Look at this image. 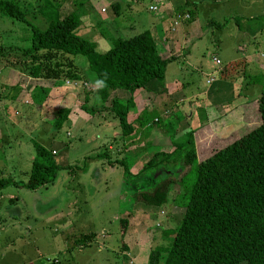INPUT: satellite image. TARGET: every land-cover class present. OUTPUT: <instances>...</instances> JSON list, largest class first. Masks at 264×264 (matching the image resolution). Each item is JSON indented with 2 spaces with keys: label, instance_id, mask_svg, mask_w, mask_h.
I'll return each instance as SVG.
<instances>
[{
  "label": "rangeland",
  "instance_id": "1",
  "mask_svg": "<svg viewBox=\"0 0 264 264\" xmlns=\"http://www.w3.org/2000/svg\"><path fill=\"white\" fill-rule=\"evenodd\" d=\"M77 1L60 2L59 11L65 15L80 2ZM169 1L167 4L162 0H120L117 15L114 16L108 6L105 12L93 13L77 28L84 38L95 39V50L102 52L105 45L99 39L100 31L108 34V30L113 35L114 29L117 30L115 33L124 36L133 35L154 24L157 19L152 13L159 12L163 15L162 28L168 34L169 42L157 46L170 53L184 50L186 54L190 49L187 62L175 58L167 63L162 84L153 79L145 89H138L133 94V107L127 119L131 121L135 117L133 120L138 121L142 111L150 112L144 117L149 119L147 127L154 132H143L138 138L135 135L137 141L133 146L140 147L142 140V145L149 141L151 146L138 155V160L143 157L141 162L164 147L182 142L190 130H196L201 154L206 153L212 147L213 138H223L237 130L242 114L236 106L242 100H254L259 96L260 84L248 80L245 64L248 56L252 61L263 59L264 19L258 30L251 33L248 27L246 29L245 18L264 15V0H188L189 4L185 0ZM41 3L42 0H30L29 5L27 1L18 2L19 7L29 13L27 19L43 29L44 22L38 13ZM150 3L156 6L155 12L146 9ZM84 6L72 12L80 20L84 19L83 10L87 9ZM178 8L189 13V18L173 31L170 30L171 18ZM31 13L35 14L34 20ZM234 17L241 19L240 28L232 21ZM210 19L216 22L228 19V22L216 29L209 25ZM126 26L130 29H123ZM157 33L154 35L158 42ZM28 34L25 24L0 16V175L8 174L13 159L22 165L29 163L28 156L32 157L34 152L30 139L46 147L52 140L67 145L65 165L69 167L59 169L51 183L33 190L14 186L0 189V224L4 225L0 230V264H5L4 261L17 263L16 259L22 258L19 252H24L26 258L34 254L35 264L53 259L57 260L56 264H147L150 251L167 244L165 231L178 224L185 199L174 188L163 207L143 206L141 214L129 212L127 231L120 235L122 214H117L118 196L125 186L118 163L123 155L114 145L120 136L117 119L104 110L94 115L97 124L93 120L82 131L78 126L54 130L52 110L66 107L71 97H67L68 94L92 92L94 85L56 81L44 106L29 105L25 81H19L23 70L19 66L23 60L19 47L25 45ZM262 51V56L256 54ZM212 57L219 64H215ZM257 62L255 64H260ZM227 65L229 68L224 69ZM208 75L214 80L210 85L205 83ZM238 80H241L240 84L235 83ZM223 83H227V87ZM232 84L236 85L232 87ZM209 86L214 92L205 96L203 90ZM263 86L261 84L260 88ZM217 88L221 91L219 94H216ZM22 89L26 91L24 94ZM113 95L125 97L121 90L111 92ZM18 97L19 102H15ZM92 100L91 96V102L86 106L88 110L103 106ZM153 119H160L161 123L157 125ZM4 131L7 136L3 138L1 133ZM59 155L60 152L53 157L60 161ZM129 166L130 173L135 174L136 167ZM166 172L162 169L156 176ZM16 176L18 180L22 178L19 174ZM152 182L154 177L147 180L148 184ZM8 194L14 196L13 200L6 198ZM84 242L88 244L78 246ZM98 243L101 250L97 252ZM63 248L66 253H60Z\"/></svg>",
  "mask_w": 264,
  "mask_h": 264
},
{
  "label": "trees",
  "instance_id": "2",
  "mask_svg": "<svg viewBox=\"0 0 264 264\" xmlns=\"http://www.w3.org/2000/svg\"><path fill=\"white\" fill-rule=\"evenodd\" d=\"M78 1L75 4H83ZM59 5L57 0H42L38 10L44 22L42 29L27 19L29 13L16 1L0 0V16L28 27L26 43L19 47L23 56L19 81L31 88V105L38 107L46 103L56 81L94 84L91 93L100 98L103 106L91 110L112 113L120 129L119 138L126 140L124 149H128L118 161L125 186L118 196L119 206L141 203L160 208L174 188L181 193L185 202L180 220L173 229L165 231L167 244L153 248L147 264H264V86L258 98L238 104L242 117L237 130L223 138H213L206 153L201 154L196 130H190L182 142L154 152L142 162L138 172L130 173L127 163L139 150L133 146L137 140L131 134L132 122L127 119L133 94L145 89L153 79L162 84L165 66L176 56L158 47L148 30L130 37L112 36L110 47L97 52L95 43L78 33L79 17L73 11L60 16ZM111 8L117 15L118 4H111ZM178 10L172 16L184 13ZM30 16L34 20L35 14ZM262 19L264 15L245 18L246 29L257 31ZM240 20L234 17L232 21L240 28ZM227 22L228 19H210L209 25L220 29ZM77 56L81 58L76 59ZM250 81L264 84V72L250 76ZM120 90L125 97L111 96V92ZM89 93L84 92V101ZM52 111L55 120L51 126L58 130L69 108ZM155 121L157 125L161 123L160 119ZM138 123L144 128L149 126L148 119H138ZM29 142L34 152L26 180L0 177V189L14 186L33 190L51 183L61 169L54 162L55 151L52 153L32 139ZM162 169L167 172L156 176ZM152 177L154 182L148 184ZM127 216L125 212L119 220L120 235L127 231Z\"/></svg>",
  "mask_w": 264,
  "mask_h": 264
},
{
  "label": "crops",
  "instance_id": "3",
  "mask_svg": "<svg viewBox=\"0 0 264 264\" xmlns=\"http://www.w3.org/2000/svg\"><path fill=\"white\" fill-rule=\"evenodd\" d=\"M14 1H16L17 3L18 2H20V0H14ZM22 1H27V4L29 5V1L30 0H22ZM58 2H59V8H58V13H59V15L61 16V15H63L59 10H60V7H61V3H62V1H65V0H57ZM163 2H166L167 4H169L170 3V1L169 0H162ZM61 2V3H60ZM82 2H83V4H81V5H79V7L78 8H76L75 7V4H74V7L73 8H70L69 9V11H67L66 12V14H68V13H70V12H72L74 9H80V8H82V6L83 5H85L84 7H86L87 9H84L83 10V16H84V19L83 20H80L81 21V23H80V25L81 24H84V22L85 21H87L88 20V18L90 17V16H92L93 15V13H97V14H99L100 12L102 13V12H105V10H106V8L108 7V6H110V9H112L111 8V4H113V3H117L118 4V7H119V5H120V0H110L109 2L107 1V0H82ZM72 4V3H71ZM149 5H151V3L150 4H148V6H147V10H148V7H149ZM100 8V9H99ZM28 9V8H27ZM159 13V12H158ZM158 13H152L153 14V16H154V18H156L157 20L155 21V23L154 24H152L151 26H148V28H146L145 30H148L149 32H150V34L152 35V37H153V39H154V41H156V38H155V35H154V33L157 31L158 33H157V35H158V39L160 38V40L157 42H155L156 44H159V45H161V46H163L164 44H166L167 42H169V37H168V34H166V32H164L163 31V28H162V24L164 23L163 21H161L162 19H163V15L162 14H158ZM65 14V15H66ZM113 15L115 16V14H114V12H113ZM59 16V17H60ZM110 17H108V19H109ZM97 19V18H96ZM79 25V26H80ZM78 26V27H79ZM123 29H130V26H126V27H124ZM117 30H112V33H113V35H117L118 33H115ZM107 32H108V34H105L104 33V31H100L99 32V34H100V37H99V39L100 40H102L103 42H104V45H105V47H103L104 48V51L107 49V48H109L110 47V45H111V43L109 42V40H110V37H112L113 35L112 34H110L111 32H109L108 30H107ZM79 34H82V32H80ZM83 35V34H82ZM119 35H123V34H119ZM130 36H132V35H128V36H124L123 35V37H130ZM114 37V36H113ZM109 39V40H108ZM89 40H91L92 42H94L95 43V48H96V46H97V43L95 42V39H89ZM161 43V44H160ZM163 44V45H162ZM165 48V47H164ZM189 50L190 49H188V52L185 54V52H184V50H181V51H176V52H173V54H175V56H176V60H183L184 61V63L185 62H187V60H188V54H189ZM101 52V51H100ZM103 52V51H102ZM260 53H263V51L262 52H259V53H256V54H260ZM232 60H230L229 62H231ZM256 61H258L257 63H260V64H255V62ZM246 62H247V65L245 64V75L247 76V78H249L248 80L250 81V76L247 74V72L248 73H253V75L255 74V75H257V74H263V72H264V56H263V59H259V58H257V59H255V60H251V57H247L246 58ZM263 63V64H262ZM214 67V66H213ZM252 75V76H253ZM211 75H208L207 76V78H209ZM251 76V77H252ZM206 78V79H207ZM212 81H214V80H212ZM212 81H211V83H212ZM235 82V81H234ZM240 82H241V80H238L237 82H235V83H238V84H240ZM210 83V84H211ZM248 83V82H247ZM209 84V85H210ZM223 84H225V87H227V83H223ZM231 84V83H230ZM229 84V85H230ZM258 84V83H257ZM94 85V84H93ZM236 84H232V87L233 86H235ZM260 86L261 85H259V94H260V90H261V88H260ZM51 90V89H50ZM27 91H28V93H27V98H28V104L29 105H31V100H30V96H29V93H30V91H31V88L29 87H27ZM144 91V90H143ZM209 91V92H208ZM218 91L219 92H221L220 90H219V88H217V91H216V94H219L218 93ZM22 92H23V94L26 92L25 90H23L22 89ZM76 92H78L77 90H76ZM211 92H214V89H211V86H209L208 88H205L204 90H203V93L205 94V96L206 95H209ZM247 92H249V91H247ZM238 92H236V94H237ZM51 94V91H49L48 92V95H47V97H50L49 95ZM92 93L90 92L89 93V95H88V99L86 100V101H84V93H82V95H78V93L77 94H75V92H74V94H66L67 95V97H70V100H69V102L66 104L67 105V107L69 108V112H68V115H67V118H66V120L63 122V124H62V126L58 129V130H63V129H67V128H71V126H76V128H77V126H78V128L82 131V130H84L86 127H87V125H89L93 120H95L94 121V123L95 124H97L98 122L96 121L97 120V118H95L94 117V115L95 114H97V113H101L100 111H98V112H93L92 113V111H90V110H88V107H86L88 104H90V97L92 96L93 97V100L92 101H98V102H101L100 101V98L97 96V95H94V94H92ZM9 95H11V94H9ZM72 95H73V97H72ZM14 96V95H13ZM17 96V95H16ZM4 97V96H3ZM95 97V98H94ZM244 97V96H243ZM20 97H18V100L16 99V101L15 102H19V99ZM245 98V97H244ZM249 98H251V97H249ZM252 98H254V97H252ZM49 99V98H48ZM95 99V100H94ZM3 100H5V98H3ZM22 101H23V99H22ZM22 101H20V102H22ZM72 102H76V103H72ZM102 103V102H101ZM46 104V103H45ZM44 104V105H45ZM44 105H42V106H44ZM93 105V104H92ZM32 106V105H31ZM32 107H38V106H32ZM93 107V106H92ZM101 107V106H100ZM100 107H98V106H96L95 108H100ZM237 107V106H236ZM150 113V112H149ZM148 112H141L140 113V116L139 117H141V118H139V119H141L142 120V118H143V120L145 119L144 118V115L146 114H149ZM153 113V112H152ZM142 115H143V117H142ZM153 115V114H152ZM135 118V117H134ZM133 118V119H134ZM152 118V117H151ZM132 119V120H133ZM131 120V122H132V127H133V131H132V135H133V138L134 139H136L135 138V135H136V137L138 138L140 135H142L143 134V132H147V134H148V132L150 133V134H153L154 132H151L152 130L151 129H149V128H145L144 130H143V127H141V126H139V123H138V121H135V120H133L132 121ZM148 121H149V119H148ZM75 124V125H72V124ZM76 123H77V125H76ZM93 123V124H94ZM3 131V130H2ZM6 131H4V132H2L1 133V136H3V138L4 137H6L7 136V134L5 133ZM79 132V131H78ZM81 133V132H80ZM118 135H120V133H118ZM143 139H144V143H145V136H143ZM115 141H113V143H114ZM110 143V142H109ZM125 143H126V140L125 141H123V140H121L119 137H117V139H116V142L114 143V145L116 146V149L118 150V151H120L121 150V155H123V152L125 153H128V149H124V145H125ZM142 143H143V140H142V142H141V144H140V147H138L139 148V150H137V151H134V153H133V155H131L130 156V158H129V160L130 161H128V168H129V171H132L131 170V168H130V166L129 165H131V167H133V166H135L136 168V170H135V172L134 173H136V172H138V170L140 169V167L142 166V162H141V160H142V158L143 157H141L140 158V160H138V155L139 156H141V154L143 153L142 152V150H146L147 149V147H151L150 146V144H149V141L146 143V145L144 146V145H142ZM60 144V145H59ZM123 144V145H122ZM127 145V144H126ZM115 146H114V148H115ZM155 146V145H154ZM46 147V146H45ZM47 149H49L50 151L51 150H53V151H55V153H54V155L56 154L57 155V153H59L60 152V155H59V157H60V161H57V158H54L55 159V161H56V163L61 167V168H63V167H69V165H65L66 163V160H68L67 159V157H66V153L67 152H65V150L68 148L67 147V145H65V144H61V142H59V141H54V140H52L51 142H50V146L49 147H46ZM110 148V145H108V149ZM15 151L17 152V153H19L20 154V152H19V150H18V148H16L15 149ZM140 152H141V154H140ZM108 156H109V154H108ZM32 157H33V154H32ZM32 157H29L28 156V158H29V163H27V165H22L19 161H14V159H13V161L11 162L12 164H11V168H10V170H9V172H8V174L6 175V176H3L4 174L2 173L1 175H0V177H11L13 180H16V181H25L26 180V173L28 172V169H29V166H30V161H31V159H32ZM59 157H58V160H59ZM141 162V163H140ZM130 163V164H129ZM25 166V167H24ZM22 167H24L23 169H21ZM132 173V172H131ZM17 174H19V175H21L22 176V178H19V180L17 179L18 177L16 176ZM57 174V173H56ZM11 187H13V186H11ZM13 188H17V187H13ZM2 196V195H1ZM0 196V197H1ZM6 198H8L9 200L10 199H12L13 200V198H14V196H12L11 194H8L7 196H6ZM11 200V201H12ZM143 204H141V203H135V204H133V205H126V204H124V205H118V208H117V214H118V216L119 215H121V214H123V213H127V214H130L131 212V214H141V213H143ZM163 207V206H162ZM161 208V207H160ZM159 209V208H158ZM130 212V213H129ZM128 217V216H127ZM4 227V225H1L0 224V230H3L2 228ZM25 230H28L27 228H25ZM15 235L16 236H18L19 235V233L18 232H16L15 233ZM1 241V240H0ZM8 242H10V241H8ZM88 244V242H84V243H80L78 246H82V245H84V244ZM53 245V244H52ZM51 245V246H52ZM54 247V246H53ZM101 250V246H100V244L98 243V246H97V252L98 251H100ZM57 252V251H56ZM67 252V250H64V248L62 249V251L60 252V253H66ZM14 255H16V252H14ZM19 255L20 256H22V258H17L16 259V261L15 262H17V263H14V264H35L36 263V259H34L35 257H34V254H32V256L31 257H25L24 256V252H19ZM57 260H55V259H53L52 261H48V260H46V262L44 263V264H56V263H58V262H56ZM5 262V264H9L10 262L9 261H4ZM41 263H43V262H41Z\"/></svg>",
  "mask_w": 264,
  "mask_h": 264
},
{
  "label": "built area",
  "instance_id": "4",
  "mask_svg": "<svg viewBox=\"0 0 264 264\" xmlns=\"http://www.w3.org/2000/svg\"><path fill=\"white\" fill-rule=\"evenodd\" d=\"M148 9L151 12H155L157 10L155 5L149 6ZM186 19H188V14L187 13H183L182 15H174V16H172L170 30L174 31L175 29H177L179 27V25L181 24V22L185 21ZM260 56H262V54H260ZM212 61L215 64H219V61L216 58H214V57H212ZM212 80H213V78L209 77V78H207L205 80V83L209 85ZM153 120L155 121L156 119H153ZM52 153H54L53 150H52Z\"/></svg>",
  "mask_w": 264,
  "mask_h": 264
}]
</instances>
